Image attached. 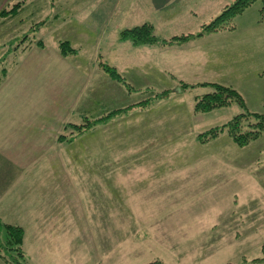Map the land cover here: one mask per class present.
Masks as SVG:
<instances>
[{
    "label": "rangeland",
    "instance_id": "rangeland-1",
    "mask_svg": "<svg viewBox=\"0 0 264 264\" xmlns=\"http://www.w3.org/2000/svg\"><path fill=\"white\" fill-rule=\"evenodd\" d=\"M74 1L56 0L52 6L51 0H22L26 5L17 16L0 18V76L3 68H13L14 52L26 35L45 43L53 39L56 28L52 22L35 37L32 30L52 9L62 8L65 16H70L72 7L67 4ZM105 1L97 0L85 17L77 20L92 33V39L79 46L81 54L86 60L96 58L103 68L109 62H124L126 55L115 45V30L127 27L135 15L114 11L115 2L106 5ZM235 1L218 0L214 5L218 12L206 24ZM261 8L258 1L231 17L227 29L187 43H183L187 39L179 41L178 48L191 45L193 49L165 52L158 71L147 69L139 74L132 69L134 63H128V71L126 65L119 71L129 84L125 103L110 109L98 105L95 112L63 125L59 138L64 145L75 141L72 152L80 160L74 173L90 174L84 180L94 191L91 207L107 212L78 214L79 229H74L72 236L84 255L78 256L76 264H250L264 257V133L242 148L226 132L201 143L199 134L222 127L243 109L234 104L208 113L195 111L197 97L208 93L198 85L216 83L234 88L250 112L264 115ZM203 20L199 15L189 24L199 31ZM174 25L179 26L181 35L195 31L187 24L186 28L180 27V22ZM27 46V42L22 45ZM190 52L205 60L186 63L192 58ZM184 84L195 87L184 89ZM167 91L163 99L156 98ZM82 125L86 127H76ZM66 168V173H71L70 167ZM107 181L112 188H105ZM86 184L72 186L87 191ZM84 217L95 219L89 223ZM94 225L96 229L91 228ZM87 242L92 243L88 245L92 254L83 246ZM22 250L25 260L20 259V264H35L24 245ZM0 264L8 263L0 257Z\"/></svg>",
    "mask_w": 264,
    "mask_h": 264
},
{
    "label": "crops",
    "instance_id": "crops-1",
    "mask_svg": "<svg viewBox=\"0 0 264 264\" xmlns=\"http://www.w3.org/2000/svg\"><path fill=\"white\" fill-rule=\"evenodd\" d=\"M16 1L22 2L0 0V12ZM51 1L52 6L57 4L56 0ZM96 1L75 0L74 5L68 2L67 5L72 7L68 9L71 11L70 16H65L62 8L50 10L45 20L40 22H45V29L52 22L56 28L53 39L44 48L35 46L24 52L19 51L17 64H14L0 85V220L24 229V250L35 264H76L78 256L84 255L79 241L72 236V231L79 229L78 214L83 211L107 213L104 209L100 211L91 207L94 206L90 204L95 197L94 191L84 180L90 174L74 173L77 170H73V167L80 163L72 152L75 141L64 145L63 138H59V133L68 120L91 114L98 105H104L107 109L119 107L125 103L129 92L126 85L114 80L96 58L86 60L81 54L79 46L82 42H88L92 33L77 20H80L81 15L84 18L90 11L89 7ZM105 2L106 5L115 2L114 11L120 9L126 14L128 11L135 12L134 21L128 20L127 27L115 30L118 31L115 45L126 56L124 62L119 59V66L111 62L106 65L115 68L118 73L125 65L128 71V63H134L131 64L132 69L139 74L147 72V69L158 71L163 67L160 56L176 50L180 45V42L173 41L165 45L159 43L135 47L130 42L120 40L122 30L149 23L155 27L161 40H166L165 36L169 35L168 31L171 29H174L173 35L168 37V42L179 37L196 39L203 26L207 25L206 20L209 21L218 12L214 7L218 0ZM22 3L24 7L26 3ZM114 15L112 13L111 17ZM199 15H203L204 20L200 22L203 23L199 25L201 29L196 31L194 25L190 26L189 23L196 21ZM174 22L182 23L180 27L184 28L187 24L190 30L195 31L181 35V31L177 30L179 26H175ZM159 23L161 27L158 26ZM64 29L69 32L64 33ZM66 41L76 49L75 53L68 56H64L59 50V44ZM178 49L188 52L193 46ZM189 55L192 58L186 63L198 64L203 60V55L197 58L195 52H190ZM66 167H70L71 173H66ZM108 178H112V175ZM78 182H84L88 190H76L72 183ZM117 186L120 187L121 184L117 182ZM106 187L112 188L111 181L106 182ZM94 219L84 217L82 220L91 223ZM107 220L110 229V219ZM95 226L91 228L96 229ZM86 228L89 229L90 226ZM89 244L92 243H83V246L87 254H92L91 248L88 250Z\"/></svg>",
    "mask_w": 264,
    "mask_h": 264
},
{
    "label": "trees",
    "instance_id": "trees-1",
    "mask_svg": "<svg viewBox=\"0 0 264 264\" xmlns=\"http://www.w3.org/2000/svg\"><path fill=\"white\" fill-rule=\"evenodd\" d=\"M261 2L262 8L260 10L262 15V21H264V0H236L233 4L228 5L224 8L221 15H219L214 21L203 26L202 31L196 35V37H202L206 34L221 31L227 29V21H230L231 17L244 12L246 9L257 3ZM23 4L17 3L10 8H5L0 12V18H11L15 17L22 10ZM45 22H39L35 25L37 29H33V35L37 32L40 33L44 30ZM234 27H229L233 29ZM36 33V34H37ZM35 37V35H34ZM188 40V37H179L175 39L161 40L156 33V29L152 24L146 23L138 27L131 29H124L120 32V40L124 42H130L135 47L140 46H154L159 43L169 44L173 41L179 42ZM44 39H33V36L26 35L20 44L16 47L15 55H17L14 64L16 65L20 57V53L26 51L32 46L44 48L46 43ZM27 42L29 46L22 47L23 43ZM59 50L64 56H68L76 52V49L71 46L69 42H61L59 44ZM5 58L3 59V61ZM104 70L115 80L121 82L126 86L129 84L125 81L123 77L116 71L115 68L105 66ZM9 69L3 68L0 76V85L7 78L9 74ZM208 89V93L197 97L195 111L198 113H208L215 110H221L224 108H229L230 106L237 104L243 111L238 115L234 116L229 122L224 124L222 127L213 128L205 133L199 134L198 141L201 143L208 142L212 139L218 138L221 134L227 133L230 139L239 147H246L250 143L258 140L262 133H264V115L260 113H253L247 109L245 101L242 95L230 86L220 85L216 83H204L202 85ZM184 89L195 87V85L184 84ZM169 92H164L156 96L157 99H163L167 96ZM118 112V111H117ZM111 113L108 116H111ZM91 125H94L91 123ZM78 129L81 127H86L85 125L76 126ZM82 130V129H81ZM83 131V130H82ZM24 229L17 225L5 224L0 220V257L4 259L8 264H20V259L25 260V255L22 250L24 241ZM12 253L11 257L6 254ZM250 264H264V257L256 259Z\"/></svg>",
    "mask_w": 264,
    "mask_h": 264
}]
</instances>
